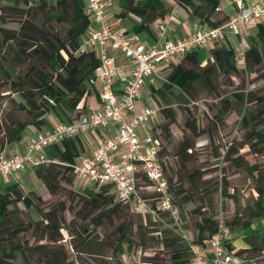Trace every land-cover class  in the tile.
<instances>
[{"label":"trees","instance_id":"1","mask_svg":"<svg viewBox=\"0 0 264 264\" xmlns=\"http://www.w3.org/2000/svg\"><path fill=\"white\" fill-rule=\"evenodd\" d=\"M117 15H133L134 31H147L156 20H164L175 5L183 8L198 23L213 26L224 22L228 12L215 18V7L220 0H115ZM84 0H9L0 11L13 16L16 28L0 24V151L20 139L23 131L50 126L48 116L57 115L68 122L84 112L78 107L88 93L96 95L94 68L98 62L94 50L78 51V45L90 25L83 11ZM257 37L264 36V24L257 22ZM250 36L241 61L235 59L236 50L228 41H213L208 48L191 49L172 62L167 80L156 88L150 85L151 96L160 108L161 119L156 128L159 157L164 175L177 207L192 201L197 190H208L203 171L193 164L192 154L196 138L208 131L210 136L233 109L239 114L242 137L238 145L228 142L221 161L233 168L244 169L253 181L256 195L245 200L230 217L223 219L230 231L240 229L245 246L227 243L228 250L248 264H259L264 259V229L254 224L264 216V164L249 161L239 149L247 147L254 156L264 155V49L259 50ZM250 81L262 80L258 87L247 88ZM237 76L239 83L229 95H221L222 80L231 83ZM218 97L210 105V127H200L189 109L197 105V92ZM176 104L184 114L183 135L166 151L161 143H169L170 125L176 122ZM84 151L80 137L74 136L50 144L47 160L33 167L34 175L52 196H58L47 205L39 192H26L17 180L0 184V264H67L70 249L82 251L83 246L98 238L110 256L122 253L123 245L131 246L135 237L144 244L148 236L162 246L166 257L147 255L137 264H190L188 241L180 233L161 227L166 218L174 223L172 215L157 205V194L139 188L143 200L152 213H133L128 204L113 198L112 185L102 183L86 186L81 192L72 189L75 184L74 165ZM170 153L174 166L167 171L164 155ZM224 169V167H223ZM226 180L221 184L223 191ZM218 188V183H215ZM70 211L67 223L64 212ZM195 238L191 242L206 241L216 228L218 218L199 212ZM179 217V213H178ZM70 236L66 246L60 229ZM33 240V241H32Z\"/></svg>","mask_w":264,"mask_h":264},{"label":"built area","instance_id":"2","mask_svg":"<svg viewBox=\"0 0 264 264\" xmlns=\"http://www.w3.org/2000/svg\"><path fill=\"white\" fill-rule=\"evenodd\" d=\"M114 1L84 0L83 5L90 25L78 51L94 50L97 56L94 68L97 107L71 121H57L35 129L25 136L22 151L6 146L0 151V178H14L27 168L45 162V148L50 144L101 128L108 133L89 153L83 152L76 159L75 181L82 182L83 187L110 183L113 198L139 213L153 212L139 188L152 191L158 196V207L176 220L178 210L158 154L155 131L161 119L160 108L152 102L140 103L141 89L158 79L167 80L162 74L164 67H169L184 52L208 48L213 41L230 42L236 50L235 59L241 61L245 48L243 29L264 20V0H226L232 10L224 22L213 26L198 23L184 35L149 42H143L136 32L112 25L107 9ZM215 10L222 11L225 7L219 4ZM154 22L159 36L169 31L164 20ZM230 237L228 225L219 218L206 241L188 240L190 264H248L228 250Z\"/></svg>","mask_w":264,"mask_h":264},{"label":"rangeland","instance_id":"3","mask_svg":"<svg viewBox=\"0 0 264 264\" xmlns=\"http://www.w3.org/2000/svg\"><path fill=\"white\" fill-rule=\"evenodd\" d=\"M1 4H9V0H0ZM226 10H231L229 4L226 3V0H220ZM179 6V5H175ZM179 8V7H178ZM226 10L219 11L215 14V18H221ZM115 15L117 14L118 8L114 5ZM190 18L196 19L195 16H189ZM124 23L131 24V20L128 16L120 17ZM264 24V20L261 22ZM0 24L5 27L16 28L18 26L17 20L10 15L0 11ZM257 22L247 26L243 29L242 39L244 45L249 44L250 36L254 37L253 44L258 47L259 50L264 49V36L259 35L257 37ZM140 34L143 31H138ZM1 38V37H0ZM170 67L163 69L164 75L169 73ZM253 74L247 76L246 78V87H258L262 84V80L256 79L250 81V77ZM161 79L156 80L153 83V87L156 88L161 84ZM230 82L227 80H222L219 93L221 95H229L231 91L235 90L236 85L239 83V78L237 76H232ZM147 84L141 89V98L140 103H155L151 96V90L147 87ZM149 87V85H148ZM197 105L189 107L193 115L198 119L200 127L208 128L209 118L212 115V111L209 108L210 105H213L217 102L218 97L214 95H209L199 90L197 92ZM176 109V122L170 125L171 137L169 143H161L166 147V151H171V147L181 139L183 135L182 121L184 114L176 104H173ZM239 114L235 109L231 110L226 116L222 123H219L216 127V130L210 136V133L206 131L196 138V142L192 151L194 156L193 164L199 166L203 171V179L208 181L205 184H209L208 190H197L195 197L192 201L185 203L183 206L178 207L179 217L174 220V223H169L166 221V218L161 220V227H168L174 232H179L180 235L185 240H191L195 238L196 235V225L200 221V217L196 211L193 209L198 207L199 212L204 214H213L215 218H221L222 220L225 217H230V215L237 209L242 206L245 200H250L253 196L256 195L255 190L252 188L253 181L249 178L247 172L244 169L233 168L228 166V164L221 161L222 155L225 151V145L228 142L234 143L235 146L238 145L242 137V130L239 127ZM27 131L26 129L21 134L20 138H25ZM47 148V147H46ZM45 148V152H46ZM240 152H244L249 159V161H259L264 164V155L254 156L248 152L247 147L239 149ZM164 158L167 162V171H169L170 166H174V158L168 153L164 155ZM224 167V169H223ZM3 178V177H2ZM223 178L226 180V188L223 191L221 184H223ZM13 180H17L24 192L34 189L40 193L42 198L45 200L47 205H52L58 196L50 195L43 184L38 180L34 175L32 168H27L24 172L15 175ZM10 179V180H12ZM215 183H218V188L215 187ZM83 183L75 181L72 189L75 192H81L83 190ZM130 211L133 213H138L133 210L130 205H128ZM65 221L68 223L73 217L70 211L64 212ZM261 226V229H264V216L259 217L254 224ZM60 232L63 235V241L65 245H68L70 236L67 233L66 229L61 228ZM99 237L101 235L99 234ZM99 237H95L87 245L83 246L82 251H76L70 249L69 257L67 264H137L143 262V257L147 255H157L160 257L165 256V250L162 249V246L155 244L148 236H144L145 243L138 244V240L135 237V240L132 242L131 246L123 245L122 253L118 256H110L109 250L101 246L98 241ZM33 241V240H32ZM231 241L234 246L241 247L239 245L245 246V242L242 238V231L240 229H235L231 231ZM162 260V259H161ZM15 264H23L21 258L15 260ZM27 264H34L33 261L28 262ZM160 264V263H159ZM164 264V263H161ZM259 264H264V259L260 260Z\"/></svg>","mask_w":264,"mask_h":264},{"label":"crops","instance_id":"4","mask_svg":"<svg viewBox=\"0 0 264 264\" xmlns=\"http://www.w3.org/2000/svg\"><path fill=\"white\" fill-rule=\"evenodd\" d=\"M114 5H116L115 1L107 9L108 16H109V19H110L112 25L114 27H116V28H121V29H124V30L129 31V32L138 33L141 36V40L143 42L161 41L166 36H172V37L181 36V35H184V34L188 33L189 31H191L198 24L197 19L190 18L189 15L187 14V12L183 8H181L180 6H174L172 8L170 14L164 19V21L169 26V31L164 36H159L158 35V33L156 31V28H155V22L150 24V26H149L147 31H143L140 34L138 31H134L131 28L132 25L130 26L129 24L124 23L123 20L117 14L115 15ZM225 10H226V8H225ZM231 10H226V11L230 12ZM127 16L131 20V24L134 23V21H136V17L135 16H133V15H127ZM112 52L113 51L110 50V53H112ZM118 60L120 61L121 59H118ZM165 68H167V67H164L163 69H165ZM146 87L150 90V85H149V87H148V85ZM83 103L85 104L84 112L88 111L89 109L97 107L98 101H97L96 95L91 92V93H88L87 95L83 96V98L80 100V102L78 104V107H81ZM48 119H49V122H50L51 125L54 124L57 121H60V119L54 113H51L48 116ZM35 129L36 128H34L32 126H28L26 128V131H27L26 134H29V133L33 132ZM107 133L108 132L105 129H101L100 128V129H97V130H94V131H89L87 133L78 135L80 137V140H81L82 145L84 147V151L83 152L84 153H89L92 150V148L97 143H99L101 138L104 135H106ZM7 146L9 148L14 149V150L22 151V149L24 148V138H20L14 144H10V145H7ZM10 179H12V178H6V177L2 178L1 177L0 178V184L4 183V182H6V181H8ZM232 244H233V242H232ZM239 246L243 247L242 245H239Z\"/></svg>","mask_w":264,"mask_h":264}]
</instances>
